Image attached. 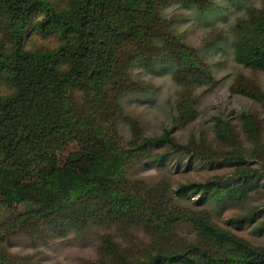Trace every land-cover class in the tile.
Returning <instances> with one entry per match:
<instances>
[{
  "label": "trees",
  "instance_id": "1",
  "mask_svg": "<svg viewBox=\"0 0 264 264\" xmlns=\"http://www.w3.org/2000/svg\"><path fill=\"white\" fill-rule=\"evenodd\" d=\"M209 2L0 0V43L6 42L0 51V77L10 87L0 95V209L22 206L18 220L11 219L14 223L7 236L11 229L43 232L50 227L61 233L65 224L83 227L88 221L127 224L138 220L155 221L154 231L166 238L173 217L166 219L145 197L162 203L163 190L127 179L123 166L131 154L126 156L114 137V123L121 118L129 126L128 152L182 146L172 138L170 127L142 134L137 121L124 114L118 97L136 85L128 76L134 61L148 70L156 63L172 64V79L187 90L193 89L194 81L212 79L207 62L195 48L170 32L164 35L168 29L158 15L167 3L204 8ZM231 31L234 59L264 70V11L247 8L244 19H238ZM31 33L52 35L60 43L27 49L23 42ZM237 85L232 84L231 89L247 92ZM73 91L81 95L80 103L72 98ZM190 101H185L186 106L179 103L180 114L190 111ZM243 115L248 130L254 133V120L249 113ZM217 135L228 141L233 138L226 124L218 126ZM66 144L71 146L60 161L56 153ZM192 150L213 157L207 151ZM162 158L163 152H156V163ZM222 159L236 161L241 155L230 151ZM245 177L241 175L230 186L217 178L181 182L171 192L178 198L197 194L198 203L212 197L235 199L245 188ZM191 214L200 242L180 248L158 246L153 255L139 259L122 255L109 236L101 234L99 254L112 252L120 264H264V247L252 246L228 227L217 225L207 211ZM226 220L240 227L250 217L240 214ZM263 229L264 221H260L253 231ZM3 238L0 236V264H41L29 256L9 253Z\"/></svg>",
  "mask_w": 264,
  "mask_h": 264
},
{
  "label": "rangeland",
  "instance_id": "2",
  "mask_svg": "<svg viewBox=\"0 0 264 264\" xmlns=\"http://www.w3.org/2000/svg\"><path fill=\"white\" fill-rule=\"evenodd\" d=\"M50 1L55 3V0ZM249 7L264 11V0H210L204 8L182 3H167L160 7L158 15L168 29L164 35L170 32L195 48L211 71V80L194 81L191 90L172 79L170 63H156L148 70L134 61L128 67V76L136 85H131L118 97L124 114L137 121L138 129L144 135L170 127L172 138L182 146L164 150L148 147L139 154L128 152L125 147L131 134L129 126L121 118L114 123V137L125 155L131 154L123 166L127 179L163 190V204L154 202L156 198L152 196L145 194V197L148 204L166 215V219L173 217L166 238L161 239L154 231V225L158 224L155 221L148 224L138 220L127 224L114 220L88 221L83 227L65 224L61 233H55L48 225L45 226L49 229L43 232L11 229L7 236V230L14 223L11 219L18 220V211L22 210V206L16 204L11 210L0 209V236L4 237L3 243L9 253L29 256L41 264H120L112 252L99 254L100 235L107 234L122 255L143 259L153 255L158 246L180 248L185 243L200 242L190 217L191 211L201 210L207 211L214 223L228 227L252 246L264 247V229L257 233L253 231L260 221H264V70L250 68L234 59L231 31L238 19H244ZM59 43L60 40L52 35L31 33L23 45L27 49H37L55 47ZM5 47L6 42L0 43V51ZM232 84L242 85L247 92L232 90ZM9 91V85L0 77V95ZM72 98L78 103L82 100L78 91L72 92ZM190 99V111L180 114L179 103L186 106L185 101ZM245 113H249L255 122L254 133L244 123ZM219 123L228 125L233 136L230 141L217 135L218 126H222L217 125ZM70 146L66 144L57 151L60 161ZM193 148L207 151L213 157ZM230 151L241 155V159H222ZM156 152H163L160 163H156ZM241 175L247 176V183L240 197L235 199L212 197L198 203L197 194L178 198L171 192L181 182H206L212 178L230 186ZM140 211L137 209V213ZM240 214L250 217L249 222L240 227L227 222V218Z\"/></svg>",
  "mask_w": 264,
  "mask_h": 264
}]
</instances>
